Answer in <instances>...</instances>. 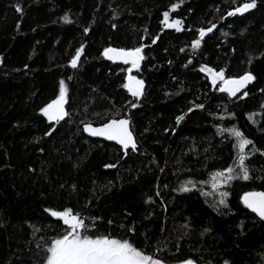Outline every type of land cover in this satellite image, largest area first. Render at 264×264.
<instances>
[{
    "label": "trees",
    "instance_id": "16d2710c",
    "mask_svg": "<svg viewBox=\"0 0 264 264\" xmlns=\"http://www.w3.org/2000/svg\"><path fill=\"white\" fill-rule=\"evenodd\" d=\"M246 2L0 0V264H44L67 227L51 211L66 208L95 222L91 234L129 239L165 264H264V220L240 199L264 191V0L227 15ZM165 12L179 31L164 26ZM141 46L134 74L144 90L134 98L123 87L128 66L103 52ZM204 65L254 83L231 98ZM61 81L67 115L48 121L40 109ZM113 118L131 121L139 146L127 155L84 133ZM233 127L252 141L251 179L213 189L212 174L237 160Z\"/></svg>",
    "mask_w": 264,
    "mask_h": 264
},
{
    "label": "snow or ice",
    "instance_id": "6c2138e0",
    "mask_svg": "<svg viewBox=\"0 0 264 264\" xmlns=\"http://www.w3.org/2000/svg\"><path fill=\"white\" fill-rule=\"evenodd\" d=\"M257 6L256 0H250L236 7L233 11L227 13L228 16H235L236 14H243L250 9ZM174 10L177 5L173 4ZM17 11H21L17 6ZM164 26L168 28H175L180 30L182 22L175 20L168 23L169 13L164 14ZM67 21V16L64 17ZM216 27L212 24L205 30L199 29V39L192 41L191 47L193 50L200 48L201 41L207 32H212ZM88 30L85 29V32ZM155 43V40H153ZM142 48L136 47L134 49L124 48H105L103 55L112 61H122L126 65H131L129 68V75L127 83L123 85L134 98H139L142 95L144 81L138 79L136 76L131 75L132 69H138L141 61L144 59L142 55ZM82 49L76 51L75 56L71 60V66L77 67V60L81 55ZM183 51V49H181ZM201 72H207L213 87L219 84L218 90L227 93L229 96H236L238 92L246 87V85L254 79L250 73H245L238 78L225 76L223 69L215 71L211 67H202ZM244 92L243 95H247ZM67 99V88L63 81L59 85V95L50 103L40 109L43 116L47 117L48 121L59 122L67 115L65 111V103ZM132 107H136L133 103ZM198 108H203L204 105H196ZM192 109H189L191 111ZM183 119L182 116L177 117V123ZM130 121L128 119H110L99 127H93L91 124H86L84 131L94 137H104L109 141H115L121 145L125 150L131 147L132 150L136 149V142L133 134L130 131ZM232 136L236 138L237 144L234 147L238 150L237 160L234 166L227 167L224 171H217L212 174V188L216 189L220 184H229L234 179L249 180L251 176L249 169L246 166V159L248 153L245 149L252 141L247 139L244 134L237 128L233 127L228 129ZM50 134V133H46ZM106 167H115V165H106ZM189 183H192L189 181ZM193 186H195L193 184ZM189 188L181 186L180 191H188ZM158 194V193H157ZM227 191L220 192L221 199L219 203L226 206L225 197L228 196ZM150 199V198H149ZM244 207L255 213L261 220H264V191H246L240 198ZM45 211H51L46 209ZM51 216L62 220L63 225L67 226L64 233L57 238L52 239L50 246L46 249V257L44 264H163L159 258H155L152 254H147L143 248H140L129 239L115 238L111 235L96 234L93 235L90 229L95 228V222L89 224L81 217L80 213L73 212V209L66 208L64 210L51 211ZM111 223V221H109ZM132 231V229H130ZM182 264H194L189 259ZM228 264V262H225Z\"/></svg>",
    "mask_w": 264,
    "mask_h": 264
},
{
    "label": "water",
    "instance_id": "95a60500",
    "mask_svg": "<svg viewBox=\"0 0 264 264\" xmlns=\"http://www.w3.org/2000/svg\"><path fill=\"white\" fill-rule=\"evenodd\" d=\"M206 33H208V32L206 31ZM111 48H115V47H111ZM110 61H112V60H110ZM112 62H113V63H118V64H124L122 61H119V60H117V61H112ZM124 65H126V64H124ZM129 65H130V64H129ZM253 83H254V79L251 80V81L246 85V87H245L244 89H242L240 92H238L236 96H230V97H231V98H236V97L240 96V95L243 94V93H244V92H245V91H246V90H247V89H248ZM118 119H128V118H118ZM128 120L130 121V119H128ZM86 124H91L93 127H99V126L103 125V124L95 125V124H92V123H86ZM86 124L83 125V129H84V127H85ZM129 127H130V131H131L132 134H133L134 140H135V142H136V149H137L139 145H138V142H137L136 136H135L134 132L132 131L131 121H130V126H129ZM84 133H85L87 136L91 137V138L101 139V140L107 141V142H109V143H114V144L120 146L121 149L123 150V152H124L125 155H127V153H128L130 150H132L131 147H130L129 149L125 150L121 145L117 144L115 141H109V140H107V139L104 138V137H94V136H91L89 133H87V132H85V131H84ZM136 149H135V150H136ZM163 264H165V263H163ZM179 264H182V263H179ZM194 264H197V263L194 262Z\"/></svg>",
    "mask_w": 264,
    "mask_h": 264
},
{
    "label": "rangeland",
    "instance_id": "374dc122",
    "mask_svg": "<svg viewBox=\"0 0 264 264\" xmlns=\"http://www.w3.org/2000/svg\"><path fill=\"white\" fill-rule=\"evenodd\" d=\"M164 20H165V18H164ZM175 20H178V19H174V20H172L171 18H170V15L168 16V20H167V22L168 23H172L173 21H175ZM168 28V27H167ZM181 28H182V24H181ZM180 28V29H181ZM175 29V28H174ZM0 60H1V58H0ZM128 66V70H129V68L131 67V65H127ZM202 67H209V66H206V65H204V66H202ZM215 70V69H214ZM215 71H218V70H215ZM207 76H208V74H207V72H204ZM128 75H129V71H127V77H128ZM131 75H134V76H136L135 74H134V69H132V71H131ZM137 77V76H136ZM209 77V76H208ZM138 78V77H137ZM227 78V77H226ZM138 79H140V78H138ZM209 80H210V78H209ZM211 81V80H210ZM126 83H127V78H126ZM217 86L219 87V84H217ZM143 90H144V87H143ZM142 94H143V92H142ZM142 96V95H141ZM140 96V97H141ZM65 105H66V103H65Z\"/></svg>",
    "mask_w": 264,
    "mask_h": 264
}]
</instances>
